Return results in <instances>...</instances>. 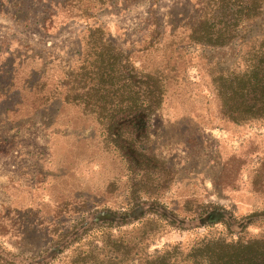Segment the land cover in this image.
Listing matches in <instances>:
<instances>
[{
	"label": "rangeland",
	"instance_id": "obj_1",
	"mask_svg": "<svg viewBox=\"0 0 264 264\" xmlns=\"http://www.w3.org/2000/svg\"><path fill=\"white\" fill-rule=\"evenodd\" d=\"M208 8L206 0H0V248L9 264H70V243L51 249L103 210L120 214L112 234L122 246L150 242L121 249L126 258L179 244L173 264H205L198 247L207 240L264 241V123L221 118L216 96L219 74L244 70L264 46V6L219 47L189 38ZM96 24L138 78L162 87L138 135L123 122L108 129L72 99L81 92L72 82L70 102L62 99L66 63L80 65ZM108 93L103 110L113 113L120 92ZM139 206L144 217H126ZM214 209L225 215L207 220ZM102 239L98 230L82 235L92 248Z\"/></svg>",
	"mask_w": 264,
	"mask_h": 264
},
{
	"label": "trees",
	"instance_id": "obj_2",
	"mask_svg": "<svg viewBox=\"0 0 264 264\" xmlns=\"http://www.w3.org/2000/svg\"><path fill=\"white\" fill-rule=\"evenodd\" d=\"M206 5L209 7L208 10L199 16L195 26L191 28L189 38L194 44L219 47L240 38V26L260 15L264 0H206ZM83 10L86 11V7ZM88 28L90 30L86 44L90 48L89 52L84 54V59L77 67L70 68V64L66 63L65 78L59 82L65 89L62 99L70 102V82H72L71 88L75 86V89L81 91L72 99L85 100L88 105L96 109L94 112L96 117L108 120V129H114L117 124L123 122L130 125L131 130L138 135L145 130L150 114L160 107L163 97L162 87L151 81L152 79L149 80L147 74L145 80L138 78L136 72L129 66L127 55L113 53L110 41L105 38L101 25H91ZM91 54L95 57L91 58ZM251 59L253 60L244 70L221 73L217 77L216 96L219 116L234 124L264 123V46L254 51ZM110 88L120 92L116 98L118 110L113 113L103 110L113 100L114 94L108 93ZM111 134L115 138L112 143L116 148L119 147L116 134L114 132ZM125 141L130 149L133 140ZM126 155L130 158V154ZM143 211L144 207L139 206L134 213L131 212L126 217L139 220L144 217ZM256 214L253 213L248 217ZM224 215L221 210L214 209L205 218L219 219ZM119 219L120 214L111 210L91 214L87 221L70 232V241L56 244L51 250L53 253H59L65 243L66 245L70 243V250L72 249L70 264H173L175 258L172 259L170 253L173 252L172 249L179 247V244L170 249L163 247L154 254L144 253L138 258L134 256L126 258L124 253H120L121 249L129 253L133 245L134 250L139 251L145 249L150 242H144L141 248L129 242L122 246L120 238L112 234V230L118 224L113 225V223ZM232 221H234L233 226L238 227L235 220ZM147 222L155 226L157 223L152 220H141V226ZM89 230L101 232L103 239L100 246L92 248L90 243L82 240V235ZM72 245L75 247L73 248ZM84 245L87 248L82 249ZM199 248L205 264H264V241L260 239L230 242L207 240ZM12 261V254L0 248V262L14 263ZM27 261H29L27 264L41 263L38 258H29Z\"/></svg>",
	"mask_w": 264,
	"mask_h": 264
}]
</instances>
